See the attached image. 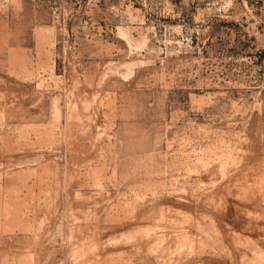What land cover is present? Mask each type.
Instances as JSON below:
<instances>
[{"label":"rangeland","instance_id":"1","mask_svg":"<svg viewBox=\"0 0 264 264\" xmlns=\"http://www.w3.org/2000/svg\"><path fill=\"white\" fill-rule=\"evenodd\" d=\"M264 0H0V264H264Z\"/></svg>","mask_w":264,"mask_h":264},{"label":"crops","instance_id":"2","mask_svg":"<svg viewBox=\"0 0 264 264\" xmlns=\"http://www.w3.org/2000/svg\"><path fill=\"white\" fill-rule=\"evenodd\" d=\"M261 29H262V48L264 51V16L262 18Z\"/></svg>","mask_w":264,"mask_h":264}]
</instances>
